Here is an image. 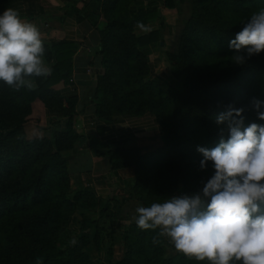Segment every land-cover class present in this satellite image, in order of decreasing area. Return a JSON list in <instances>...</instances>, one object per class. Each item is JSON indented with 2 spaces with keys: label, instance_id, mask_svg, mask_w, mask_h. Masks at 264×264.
Here are the masks:
<instances>
[{
  "label": "trees",
  "instance_id": "obj_1",
  "mask_svg": "<svg viewBox=\"0 0 264 264\" xmlns=\"http://www.w3.org/2000/svg\"><path fill=\"white\" fill-rule=\"evenodd\" d=\"M16 1L0 0V13ZM78 2L66 3L61 20L87 21L98 34L93 115L111 122L150 113L161 144L142 151L128 140L91 138L94 158L105 159L113 173L131 168L132 176L106 196L76 182L68 154L83 136L74 122V97L56 88L69 82L75 44H44L53 71L36 78L35 91H13L0 81V264H100L88 246L102 254L101 264H207L178 253L155 231L138 228L135 210L200 192L211 168L200 169L196 147L216 146L224 126L214 117L227 104L245 108V126L264 124L251 104L264 100V53L237 66L228 47L264 0H90L80 8ZM173 9L174 44L165 50L167 69L157 78L149 56L163 46L162 12ZM138 21L158 25L143 33ZM154 237L160 242L153 243ZM116 241L124 254L112 261Z\"/></svg>",
  "mask_w": 264,
  "mask_h": 264
},
{
  "label": "clouds",
  "instance_id": "obj_2",
  "mask_svg": "<svg viewBox=\"0 0 264 264\" xmlns=\"http://www.w3.org/2000/svg\"><path fill=\"white\" fill-rule=\"evenodd\" d=\"M228 43L237 66L264 53V7L250 13ZM143 33L150 25L138 21ZM52 67L38 26L16 8L0 13V81L13 91H35L36 78ZM257 120L264 121V100L253 98ZM245 108L229 103L214 117L220 139L215 147L197 145L201 170L211 175L199 193L167 197L136 208L135 223L153 230L189 259L207 264H264V124L245 126ZM225 133L227 138L225 139ZM157 237L153 243H159ZM73 243H75L73 241Z\"/></svg>",
  "mask_w": 264,
  "mask_h": 264
},
{
  "label": "crops",
  "instance_id": "obj_3",
  "mask_svg": "<svg viewBox=\"0 0 264 264\" xmlns=\"http://www.w3.org/2000/svg\"><path fill=\"white\" fill-rule=\"evenodd\" d=\"M68 1L17 0L11 7L20 11L21 18L38 26L44 44H50L53 40L74 42L73 70L69 82L65 84L61 82L56 86L63 96L74 97V122L83 136L68 154L69 169L76 182L91 184L98 195L106 196L111 188L123 186V180L132 176V169L111 172L105 159L94 158L90 144L91 138L99 141L128 140L131 144L140 147L142 151H146L161 144L160 133L155 118L150 113L137 117H119L111 122L101 121L93 115L91 98L94 89L93 73L99 68L96 55L99 49V38L96 30L87 21L77 23L74 17H65L61 20ZM88 1L90 0H79L77 7H82ZM146 2L147 0H138V5H145ZM162 14L164 29L160 44L163 46L155 47L149 56L150 60L155 63L153 75L157 78H162L165 73L163 70L160 73L156 70L159 64L165 63V50L174 41L178 20L176 9L164 11ZM148 25L158 24L152 22ZM47 63L50 65L49 62ZM118 245L122 248L120 249L122 255L124 247L121 243ZM98 256L101 259L102 254L98 253ZM113 259H115L114 254L112 261H116ZM97 263L101 264V260H98Z\"/></svg>",
  "mask_w": 264,
  "mask_h": 264
},
{
  "label": "rangeland",
  "instance_id": "obj_4",
  "mask_svg": "<svg viewBox=\"0 0 264 264\" xmlns=\"http://www.w3.org/2000/svg\"><path fill=\"white\" fill-rule=\"evenodd\" d=\"M187 14V10H185V11H183V15H186ZM174 44V43H173ZM173 47V45L171 46V48ZM166 66H165V63H161V64H159L158 66H157V70L156 71H158L159 73H160V71H166ZM76 127H77V125H75ZM104 178V177H103ZM87 179H88V177H87ZM134 215V212H133V214H131V216H133ZM117 235L118 236H120L121 235V232H118L117 233ZM119 239V238H118ZM167 241V240H166ZM168 242V241H167ZM119 243H121V242H119V241H116L115 242V244L113 245V250H114V257H115V259L116 260H119V259H121L122 257H123V254H124V252H123V254L121 255V251H120V249H122V248H120L119 247ZM169 243V242H168ZM124 249V248H123ZM86 252L89 254V256L93 259V260H95V261H98V260H101V259H99L100 257L98 256V252L96 251V250H94V247L93 246H88L87 248H86ZM172 252V250H171V248H169V246H167V253H171ZM121 255V256H120ZM115 259H113V260H115Z\"/></svg>",
  "mask_w": 264,
  "mask_h": 264
}]
</instances>
